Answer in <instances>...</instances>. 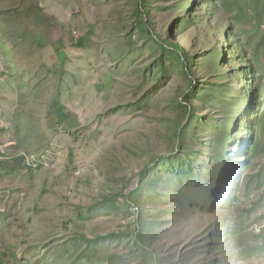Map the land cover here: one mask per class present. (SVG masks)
<instances>
[{
    "label": "rangeland",
    "instance_id": "1",
    "mask_svg": "<svg viewBox=\"0 0 264 264\" xmlns=\"http://www.w3.org/2000/svg\"><path fill=\"white\" fill-rule=\"evenodd\" d=\"M0 41V264H264V0H0Z\"/></svg>",
    "mask_w": 264,
    "mask_h": 264
},
{
    "label": "trees",
    "instance_id": "2",
    "mask_svg": "<svg viewBox=\"0 0 264 264\" xmlns=\"http://www.w3.org/2000/svg\"><path fill=\"white\" fill-rule=\"evenodd\" d=\"M37 5V1H36V4H35V6ZM144 13H145V11H143ZM145 24H146V26H148L147 25V23L145 22ZM148 32L151 34V35H153V36H155V32L153 31V30H149V28H148ZM155 38L157 39V36H155ZM158 40V39H157ZM80 44H82V43H80ZM172 45V44H171ZM81 46V45H80ZM166 47V46H165ZM175 48H177V49H180L181 50V48L178 46V45H176L175 44ZM222 49V48H221ZM182 53V52H181ZM183 55V54H182ZM185 57V56H184ZM194 82V81H193ZM194 85V84H193ZM189 92H191V90H189ZM188 96H189V94H188ZM252 112H251V109H250V111L248 112V114H249V116H250V114H251ZM192 116H193V107L192 106H190L189 108H187L186 109V112H185V122H183L181 125H180V129L178 130V132H177V145H178V147H177V152H181V145H182V140H183V138L185 137V135H186V132H187V127H189V122L191 121V119H192ZM251 119H253V118H251ZM251 124V123H250ZM251 126H252V124H251ZM251 129H252V127H251ZM243 147H245L246 148V146L244 145ZM238 169H240V167L239 168H234L233 169V172H235L236 170H238ZM146 170V169H145ZM146 171H148V170H146ZM145 171V172H146ZM227 180H228V177L226 178ZM233 179V178H232ZM219 194V193H218ZM137 213H138V216L136 217V220L138 221V222H142V220H143V214L141 213V211H140V208L139 209H137ZM138 229H139V227H137ZM135 235H136V237H137V239L140 241V244L144 247V248H146L147 249V246H146V242H145V240H144V236H143V234L141 233V232H139V231H137L136 230V232H135ZM103 239H107V238H103ZM147 245H148V247H149V244L147 243ZM149 251V253L151 254V252L152 251H150V249L148 250ZM155 258V257H154Z\"/></svg>",
    "mask_w": 264,
    "mask_h": 264
},
{
    "label": "crops",
    "instance_id": "3",
    "mask_svg": "<svg viewBox=\"0 0 264 264\" xmlns=\"http://www.w3.org/2000/svg\"><path fill=\"white\" fill-rule=\"evenodd\" d=\"M2 44H1V41H0V51H2L3 52V47L1 46Z\"/></svg>",
    "mask_w": 264,
    "mask_h": 264
}]
</instances>
